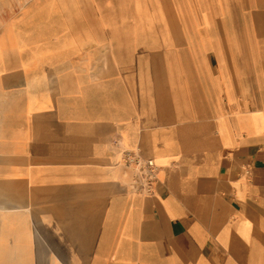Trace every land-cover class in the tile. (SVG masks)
<instances>
[{"label":"crops","instance_id":"crops-1","mask_svg":"<svg viewBox=\"0 0 264 264\" xmlns=\"http://www.w3.org/2000/svg\"><path fill=\"white\" fill-rule=\"evenodd\" d=\"M212 7L158 80L95 83L82 116V47L24 63L16 45L40 49L22 33L40 24L50 46L82 41V5L2 1L0 264H70L72 247L82 264H264V0ZM132 149L158 167L149 194L123 178Z\"/></svg>","mask_w":264,"mask_h":264},{"label":"rangeland","instance_id":"rangeland-1","mask_svg":"<svg viewBox=\"0 0 264 264\" xmlns=\"http://www.w3.org/2000/svg\"><path fill=\"white\" fill-rule=\"evenodd\" d=\"M12 1L25 5L34 0ZM73 1L82 5V41L58 39L56 45L50 46L47 27L40 24L35 25V29L22 31L28 35L35 32L40 38L37 41L41 44L40 49H31L32 41L24 39L16 45L18 51L25 53L22 57L24 63H30L38 55L53 59L66 48L73 51L82 47V116L85 111L89 113L93 109V104L96 106V99L91 94L98 86L101 88V83L110 87V83H126L133 77L136 80L141 69L150 73L151 80H158L160 72H167L165 64L168 62L161 61V54L164 50L173 51L178 26L185 27L191 17L202 19L222 10L212 7L216 0ZM61 29L65 32L67 25H61ZM60 36L64 38L61 33ZM141 60L143 67L139 65ZM119 154L123 178L131 183L135 171L123 159L122 151ZM76 225L77 218L72 216L71 227ZM75 248H71L70 264H82V254L79 255Z\"/></svg>","mask_w":264,"mask_h":264},{"label":"built area","instance_id":"built-area-1","mask_svg":"<svg viewBox=\"0 0 264 264\" xmlns=\"http://www.w3.org/2000/svg\"><path fill=\"white\" fill-rule=\"evenodd\" d=\"M123 159L134 171L131 188L149 194L156 181L157 165L153 159L142 156L136 149L123 150Z\"/></svg>","mask_w":264,"mask_h":264}]
</instances>
